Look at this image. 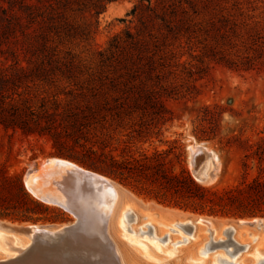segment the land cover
I'll use <instances>...</instances> for the list:
<instances>
[{"label": "rangeland", "instance_id": "374dc122", "mask_svg": "<svg viewBox=\"0 0 264 264\" xmlns=\"http://www.w3.org/2000/svg\"><path fill=\"white\" fill-rule=\"evenodd\" d=\"M137 1L117 0L107 5L105 11L96 18L94 16L83 18L79 14L69 16L70 20L76 19L80 24L91 23L81 37L76 35L71 40L67 38L60 41L49 34L48 38H53V49L47 51V54H59L65 60H69L70 56L76 57L77 67L74 70L76 76L74 82L69 84L59 76L52 77L54 81L52 83L51 80L46 81L47 79L37 78L35 75V68L40 63H43L46 70L50 69V65L42 60L40 37L42 30L38 29L37 24L30 23L26 12L18 5L19 2L29 5L31 1L10 0V3H7V0H0V93L10 98L6 104L13 99L21 109L28 106L39 112L43 104L42 99L50 100L51 96L57 95L60 104L59 116L51 119L56 120L60 127L66 126L67 122L70 124L64 112L67 109L66 103L74 102L85 109L87 102H92L88 88L91 84L97 85L98 80L101 79L102 82L103 79L102 74H98V52L106 50L115 35L122 34L130 27L128 22L130 18L126 15ZM194 1L195 13L188 10L192 20L185 24L188 29L176 39L169 41L168 49L172 51L174 58L171 59L170 73L162 82L166 91L158 100L163 108L160 117L156 119L152 117V120H149L142 118L140 113L125 116L124 108L129 105H127L129 99L124 102V98H127L124 86L112 89L109 81L105 80L106 85L102 88L107 92V99L102 101L104 118L89 128L81 130L79 128L77 131V126L70 127L67 133L63 132L58 139H54L45 133L48 131L42 135H23L19 130L5 131L0 126V164L5 165L10 173L22 175L23 184L28 172L52 159L66 160L81 169L96 173L76 161L87 157L84 150L93 146L96 151L103 152L106 156L111 154L118 160L125 156L136 158L142 153L150 155L161 152L164 154L167 169L176 174L187 172L197 184L206 188L236 187L255 178H264V159L263 161L259 159L260 154L263 153L264 156V0ZM50 72L58 74L59 71ZM90 77L94 80L91 81ZM132 84L137 85L138 81ZM47 108H52V104H47ZM50 112L53 113L52 109ZM115 112H122V117L117 118ZM139 129L143 132L140 137L133 133ZM101 142L106 147L100 151ZM197 147L204 148L206 152L213 153L216 157V168L211 170V167H208L205 174L211 172L202 182L196 181L192 174L195 160L202 157H193L192 152ZM60 155L69 156V159ZM106 178L118 184L120 192V198L110 217V234L118 248L120 250L123 248L135 261L141 264H161L158 260L168 263L179 255L181 258L188 257V262L184 260L183 264H201L193 262L197 259L204 264H219L217 263L219 258L234 264L233 261L238 256L237 264H242L241 258L251 260L250 264L258 263L260 258L257 255L258 249L254 247L256 242L253 235L261 236L264 232L262 229L235 226L241 231L242 239L239 242H235L232 234H223L220 240L225 243L218 245V240L212 239L213 243L209 245L204 256L200 253L202 248H206V242L211 241L210 228L197 223H190L191 229L172 224L167 228L154 222L156 231L167 232L170 237L177 236L180 240L186 238L190 241L194 225L199 233L202 234L204 231L203 240L200 239L197 245L190 247L185 253L178 254V250L188 247L193 242L190 241L188 245L186 242H180L173 246L167 241L166 234L157 237L159 240H151L153 230L149 231L146 227H143L142 231L134 229L136 226L132 222L133 215L127 217V222L121 225V228L118 227L117 217L122 205L130 202L134 204L132 206L140 218L149 211L156 212V216L170 218L169 220L173 222L183 221L186 217L192 221L203 217L212 219L217 229H220L224 222L251 223L264 218L212 217L168 207L138 196L117 180ZM52 186L49 183L46 189L50 194L56 192L55 189H51ZM37 192L40 194L42 191L37 189ZM27 193L37 200L28 191ZM110 201L107 199L106 202H93L99 207L101 214L95 217L90 212L94 231L83 232V236L79 233L71 235L77 244L85 248L88 246L89 250H96L106 243L105 239L102 240L100 231L96 232V229L98 225L105 223V216L111 207ZM82 202L75 201L76 204ZM47 206L59 210L62 216L55 221L38 223L0 219L3 222L0 224L15 227L14 229L0 226V258L7 259L19 255L20 250L17 251L15 248L22 249L23 244L28 242L26 233L20 235L18 230L32 226L57 227L74 222V216L68 212L51 205ZM150 218L156 219L155 221L161 219L155 216ZM141 220L143 221L142 218ZM179 224L182 226L186 223ZM243 231H247V236ZM14 236L20 240L14 242ZM42 238L40 245L36 242L26 255L3 264H93L89 259L91 251L86 253L88 257L78 258L67 245L64 249L60 246L61 240L59 242L57 240L61 238L51 241L49 238L44 237L48 241ZM232 240L240 246L238 251L235 250ZM245 243L249 244L248 248H245ZM54 244L57 245L56 250ZM229 251L233 254H228Z\"/></svg>", "mask_w": 264, "mask_h": 264}, {"label": "trees", "instance_id": "16d2710c", "mask_svg": "<svg viewBox=\"0 0 264 264\" xmlns=\"http://www.w3.org/2000/svg\"><path fill=\"white\" fill-rule=\"evenodd\" d=\"M9 1L7 0V3ZM29 1V5L22 2L17 4L26 12L30 23L37 24L38 29L42 30V60L50 65L48 70L43 67V63L36 66V77L51 80L53 83L52 77L59 76L67 83H73L76 76V57L70 56L69 60H65L59 54H47V51L53 49V38H48L49 34L60 41L67 38L71 40L76 35L81 37L91 23L80 24L76 19L70 20V17L79 14L83 18H96L105 11L107 5L117 0ZM194 2L138 0L126 15L130 18V27L122 34L115 35L106 50L98 52V74H102L103 79L88 88L92 102H87L85 109L74 102L66 103L67 109L64 112L70 124L67 122L66 126L60 127L56 120L51 119L59 116L60 104L57 95L51 96L50 100L42 99L43 104L37 112L28 106L21 109L13 99L6 104L10 98L0 93V126L5 131L19 130L23 135H42L48 131L45 133L54 139H58L63 132L67 133L70 127L77 126V131L79 128H89L104 118L102 101L107 99V92L102 88L106 85L105 80L109 81L112 89L124 86V94L127 97L124 102L129 99V105L124 108L125 116L140 113L142 118L149 120H152V117H160L163 108L158 100L166 91L162 82L170 73L171 59L174 58V54L168 49L169 41L188 29L185 24L188 20L189 23L192 22L188 10H191V13L194 11ZM50 71L59 72L56 74ZM91 77L90 80H94ZM136 81L137 85L132 84ZM46 102L51 103L52 108L48 109ZM115 115L120 119L123 114L115 112ZM145 129L147 131V127ZM133 133L140 137L143 132L139 129ZM105 147L101 142L100 151ZM84 152L87 157L76 159L79 164L119 181L138 196L154 200L161 205L212 217L264 218V178H255L236 187L206 188L197 184L187 172L176 174L167 169L164 154L161 152L150 155L142 153L136 158L125 156L121 160L111 154L106 156L103 152L93 149V146ZM60 156L69 159V156ZM259 159L263 161V153ZM61 216L59 210L33 199L27 193L22 175L10 173L5 165L0 164L1 220L38 223L55 221Z\"/></svg>", "mask_w": 264, "mask_h": 264}, {"label": "bare ground", "instance_id": "6f19581e", "mask_svg": "<svg viewBox=\"0 0 264 264\" xmlns=\"http://www.w3.org/2000/svg\"><path fill=\"white\" fill-rule=\"evenodd\" d=\"M198 148H200V147L195 148L194 151L196 149H198ZM58 160H60V159H52V160L47 161L46 163L40 165V166H46L47 163H49L50 166L54 167V170H57V175H56L55 178H53L54 174L51 175L50 173L43 172L45 174L44 178L48 179V183H52L50 181H52L54 179H55V183H57L59 181H62L61 178L59 177V176H61L59 174L60 171L56 168L55 163H54V162H56ZM61 162L66 164V166H65L66 168L62 169L61 172H64V170L72 171V167L76 168V169L83 170L80 167L76 166L75 164H73L71 162H68L66 160H61ZM201 162H202V164H200ZM208 167H211V170L216 168V157H215V155L213 153H210V152H208V154H203L201 158L195 160L193 171L195 172V178H196V180L198 182L204 181L209 176L211 171L207 175L205 174V171H206V169ZM41 173H42V171H41ZM62 174H64V173H62ZM74 175L76 176V173ZM107 181L112 185V188L110 189V192H109L110 193V200H111L110 201L111 207L109 208V210H108V212H107V214L105 216L106 220H105V223H104V228H105V238L104 239L106 240V243H107V246L109 247V250L106 251V250H104L103 247L100 248V249L98 248L96 250L95 249L89 250L88 246H86V248H85L84 246L79 245V244H77L75 242V238L72 237L71 235L74 234V233H79L80 236L81 235L83 236L84 235V234H82L83 232L84 233L85 232L88 233V228L85 229L84 227L83 228L81 227L80 229H78V231H75V232L71 233L70 235H68V234H66V235H60V234L56 235V233L53 230L49 231L48 233H46V232L44 233V232L40 231V230H42L41 228L45 229L47 227H35V226H32V227H30V228L34 229L32 231H28V229H30V228L18 230L20 232V235L21 234L24 235V232H25L26 235H27V238H28V242L26 241V244H23L22 249L15 248V250H17V251L20 250L19 251L20 254L17 255V256L15 255L13 257H8L7 259L6 258H0V264L6 263L8 261H16L20 257L26 255L29 252V250L35 246L36 242L39 243V245H40V243H41V239L40 238H42L41 236H43V238L44 237L49 238L50 241L54 240V239L57 240V238H61V239L57 240L58 242L61 240L59 242L60 246L64 249V247L66 248L65 245H67L68 249H70L71 252H73V254H75V256L78 257V258L88 257V255H86V253L88 251H91V255L89 254V259H91L93 264H141L140 262L135 261L133 259V257H131L126 251H124L123 248L120 250L118 248L115 240L112 238V236L110 234V231H109V229H110L109 228L110 227L109 226L110 217H111V215L113 213L115 205L117 204V202H118V200L120 198V192L118 191V188H117L118 186L116 184H114L109 179H107ZM24 183H25L26 187L29 188L28 187L29 186L28 185V181L26 179H25ZM52 185H54V184H52ZM55 187L56 186H52L51 189H55ZM51 189H49L50 192H51ZM112 189H113V191H112ZM32 191H33V194L36 193L37 195H40L37 192V189H34ZM63 195H66L68 197L67 193H63ZM97 195L98 194L95 192L94 189H93V191L89 190L87 193H85L83 195L80 194V193H77V192H71L70 195H69V197H70L69 199H70V201H81V202L83 201L81 204H76L77 205L76 208L81 209V211H85L87 216L90 215V212H91L96 217V216L101 214V211L99 210V207H96L93 204V202L96 201V198H93V197H95ZM101 201H103V200H101ZM90 202H92V203H90ZM104 202H106V201L104 200ZM107 202H109V201H107ZM132 205H134V204H132L130 202H127L126 204L122 205L121 210H119V214H118V217H117L118 227L121 228L127 222V217L130 216V215H133L132 217H134V221H132V222H134V224L136 226V227H134V229L138 228L140 231H142L141 229L143 227H146L149 231L153 230V233H152L153 237L151 238V240H153V239L154 240H159L157 237H159L160 235H164V234L168 235L167 232H163V231L161 232L160 230L156 231V227H155V223L154 222H158L160 225L166 226L167 228L170 227L169 224H172V225H175L176 227H184L186 229H191L190 227H192V226H191L190 223H194V224L197 223V224H200V225H204L207 228H210L211 229V237H212L211 241L209 240L210 241L209 243L206 242V245H205L206 248L205 249L202 248L201 253H200V254H202L204 256H205V254L207 252V248L209 247V245L211 243H213L212 239H213V241L214 240L215 241L218 240V242H217L218 245H221V244L225 243V242H222L220 240L221 236H223V234H228V233L230 235L232 234L233 239L235 240V242H239L242 239L241 236H240V232L241 231L239 230V228H237L235 226H242V228L244 226L245 227L247 226V227H250V228H253V229L254 228L262 229L264 231V220H256V221H253L251 223H246V222H242V221H238V222H235V223L234 222L233 223L232 222H224V223H222L221 228L217 229L216 228V223L212 219H209V218L198 217V218H195L192 221L191 218L186 217V218H183V221L174 220V222H173V221L169 220L170 218H165V217L160 216V215L156 216L157 215L156 212H151L150 213V211L146 212L144 215H141V218L143 219V221L146 220V221L143 222L141 220L140 216L138 215V212H136V210L133 208L134 206H132ZM151 216H155V217L161 218V219H158L160 221H155L156 219L150 218ZM91 217L92 216H88L86 221L90 220ZM105 217H104V219H105ZM93 220H95L94 217H93ZM0 223H3V222L0 221ZM179 223H186V224L181 226ZM1 225L4 226V227L6 226V227H9V228H14L15 229L14 226H9V225H6V224H0V226ZM84 225H86V224H84ZM61 226H57V227H61ZM14 231H16V230H14ZM171 231H174V229H171ZM243 232H244L243 234L245 236H247V234H246L247 231H243ZM139 233L140 234H144L143 232H139ZM98 234H99V232H98ZM202 234H204V231L202 232ZM202 234L199 233L198 229L196 230V225H194L193 233L190 236V241H192L193 243H190V241L188 239H186V238H183L182 240H180V238L177 237V236L170 237L169 235H168L167 241L171 242L173 244V246H177L180 242H186V245H188L190 243V245L188 247H185L184 249L178 250V254H181V253H185L188 249H190V247H193V246L197 245V243L200 241V239L203 240ZM258 235L259 234L253 235L254 236V238H253L254 242H256L254 247H255V249H258L257 250V255L260 258L257 264H264V258H263L264 257V232L261 234V236L260 235L258 236ZM90 236H91V233H90ZM96 236H98V235H96ZM260 237H262V238H260ZM13 238H14V242L20 240L19 237H16V236H14ZM33 238H34V240H32ZM7 240L9 241V239H7ZM44 240H46V239L44 238ZM87 240H88V238H87ZM46 241H48V240H46ZM53 242L56 243L55 241H53ZM86 242H88V241H86ZM232 242H233V240H232ZM235 242H233V244L235 245V250L238 251L240 246L237 245ZM245 244H246L245 248H248L249 244L248 243H245ZM15 245H16V243H15ZM54 245L56 246V248L54 246V249L56 250L57 249V245L56 244H54ZM91 247H92V245H91ZM242 248H244V247H242ZM31 251H33V249ZM228 254L232 255L233 253H232V251H229ZM238 258H239V256L234 259V261H233L234 264H237ZM138 259H140V258H138ZM184 260H186L188 262V257L187 258H184V257L181 258V256L178 255L174 260H172V261H170L168 263H162V260H158V261L161 262V264H183ZM250 261L251 260H249V259H246V260L244 258L240 259V262L242 264H250ZM193 262H201V264H204L203 261H200L198 259L194 260ZM217 263H219V264H221V263L229 264V262H227L226 260H223L222 258H219Z\"/></svg>", "mask_w": 264, "mask_h": 264}, {"label": "water", "instance_id": "95a60500", "mask_svg": "<svg viewBox=\"0 0 264 264\" xmlns=\"http://www.w3.org/2000/svg\"><path fill=\"white\" fill-rule=\"evenodd\" d=\"M193 157H201L203 154H208L204 148H198L194 152H192ZM62 159L54 162L56 168L60 171L59 176L62 181H59L55 183V179L50 181L51 185L54 184L53 186H56V192L54 194H50L47 192V187H48V179H45V173H50L51 175L54 174V177L57 175V170H54L53 166H50L49 163H47L46 166H35L32 171L28 172L25 179L28 181V187H26L25 183L24 186L26 190L37 200L40 202L51 205L57 208H60L69 214L73 215L75 220L74 222L70 224H65L62 225L61 227H47L45 229L41 228L42 232L48 233L49 231H54L56 235H70L71 233L78 231L81 227L83 228H88V230H93L94 231V224L92 220H87L88 215L86 214L85 211H81V209L76 208L77 205L75 201H70V193L71 192H77L80 194H85L89 190L93 189L95 192L98 194L97 196L93 197L96 198V201H101L104 200L106 201L107 199H110V189L112 188V185L107 181L106 177L99 175L94 172H90L87 170H80L72 167V171L64 170V172H61L62 169L66 168V164L61 162ZM42 171V173H41ZM64 173V174H62ZM76 173V176L74 175ZM193 177L195 178V172L192 171ZM52 178V179H53ZM110 180V179H109ZM112 181V180H110ZM197 181V180H196ZM113 182V181H112ZM116 184L115 182H113ZM118 185V184H117ZM119 186V185H118ZM34 189H38L40 192V195H37L36 193L33 194ZM44 191V192H43ZM113 191V189H112ZM63 193H67L68 197L66 195H63ZM63 195V196H62ZM38 196V197H37ZM69 199V200H68ZM262 219V218H261ZM86 224V225H84ZM104 225V224H103ZM103 225H98L97 230L100 231L102 234V240L104 241L105 237V228ZM34 230L33 228L28 229V231ZM34 240V238L32 239ZM215 244H212L214 246ZM104 250H109V247L107 246V243H104L102 245Z\"/></svg>", "mask_w": 264, "mask_h": 264}]
</instances>
